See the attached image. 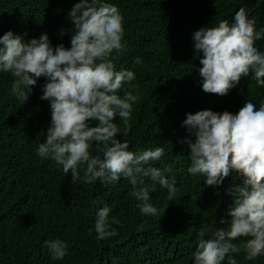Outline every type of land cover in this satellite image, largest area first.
<instances>
[{"label": "trees", "instance_id": "1", "mask_svg": "<svg viewBox=\"0 0 264 264\" xmlns=\"http://www.w3.org/2000/svg\"><path fill=\"white\" fill-rule=\"evenodd\" d=\"M79 0H0V36L7 31L25 41L46 33L53 47H70L74 26L68 12ZM123 16V51L113 52L116 71L135 74L125 91L139 94L125 125L118 116L113 122L121 129L117 139L127 141L130 151L161 147L164 156L150 166L172 171L175 194L158 184L150 192L156 216L141 215L138 201L130 195L127 178L113 184L72 183L53 161L36 154L46 138L50 122L49 104L41 100L44 77L37 79L31 95L23 102L11 93L14 77L0 73V264H191L196 232L204 228L227 229L226 215L233 197L228 193L241 183L234 173L217 188L204 187L203 177L191 175L189 150L178 141L186 137L181 127L186 113L208 110L215 115L234 116L245 102L259 108L264 87H257L254 74L239 79L224 97L204 93L198 69L202 53L194 51L192 33L215 27L243 11L253 30L264 29V0H107ZM264 52V39L254 42ZM139 57L141 63L134 61ZM92 122L90 126H95ZM94 154V147H93ZM81 177L83 172L80 173ZM152 187V182L145 179ZM111 208L119 224L115 237L98 240L94 232L95 211ZM221 219L226 220L220 224ZM90 230H92L90 232ZM59 238L68 243V255L52 260L44 242ZM248 237L232 241L238 247ZM236 264H264V256L245 259L243 249L230 253ZM223 264H227V257Z\"/></svg>", "mask_w": 264, "mask_h": 264}, {"label": "clouds", "instance_id": "2", "mask_svg": "<svg viewBox=\"0 0 264 264\" xmlns=\"http://www.w3.org/2000/svg\"><path fill=\"white\" fill-rule=\"evenodd\" d=\"M67 15L74 26L68 48L63 44L53 47L46 33L27 41L12 31L0 36V73L12 74L11 93L23 102L37 79L46 80L39 98L49 104L50 122L46 138L36 149L39 158L53 161L65 175L70 173L72 183L83 179L86 184L98 180L113 184L127 178L140 214L156 216L158 209L149 195L155 185L167 189L169 198L176 191L175 181L166 176L172 171L170 166H150L161 160L164 149L128 150V142L117 139L121 129L113 122L118 116L126 134L132 105L139 100V94L130 91L123 98L117 95L124 84L135 88L131 85L134 72L116 71L110 58L126 47L122 44L123 16L107 0H79ZM191 39L194 51L202 53L198 72L204 93L224 97L249 73L254 74L257 87H264V52L254 46L264 39V29L254 31L243 11H236L230 20H220L215 27L194 31ZM134 63H141L140 58ZM185 116L181 127L187 135L178 142L189 150L188 173L202 176L203 186L211 188L232 173L241 180L227 193L234 195L226 213L228 228L197 231L191 264H223L226 257L227 264H236L230 253L241 249L247 260L264 256V102L258 109L245 102L234 116L208 110ZM92 122L95 126H90ZM146 178L152 187L145 184ZM110 212L108 206L95 211L92 230L98 240L118 234L111 224L119 221L113 218L109 222ZM239 237L249 239L238 247L232 241ZM44 247L54 261L68 255V243L59 238L46 240Z\"/></svg>", "mask_w": 264, "mask_h": 264}]
</instances>
